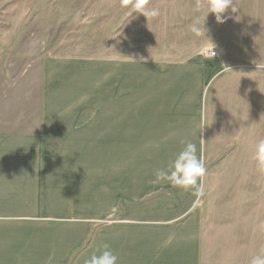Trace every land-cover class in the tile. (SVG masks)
Here are the masks:
<instances>
[{"label": "rangeland", "instance_id": "obj_1", "mask_svg": "<svg viewBox=\"0 0 264 264\" xmlns=\"http://www.w3.org/2000/svg\"><path fill=\"white\" fill-rule=\"evenodd\" d=\"M133 4L0 0V132L40 129V72L46 56L91 62L96 97L95 104H77L76 117L91 122L75 125L83 133L64 145V169L47 166L37 176L48 186L44 203L32 198L33 204L10 205L12 211L0 205V212L14 213L0 214V264H84L103 243L111 245L118 264H250L264 251V169L254 159L255 145L264 139V119L256 117V126L250 123L242 133L208 125L202 154L205 196L197 201L191 189L164 186L169 182L154 174L183 147L182 140L199 150L194 117L169 119L168 105L174 110L185 104H164L160 119L159 109L153 112L150 104L153 70L136 66L164 69L205 47L218 50L215 58H246L238 61L245 66L247 60L264 59V0H233L237 11L229 7L222 23L209 12L200 34L192 27L203 21L210 0H149L145 8L158 9L155 17ZM121 63L127 64L126 73L122 67L119 74ZM119 82L132 88L129 92L138 86L139 101L136 90L127 104H107L118 98ZM72 117L68 112L57 116L40 148L51 154ZM69 197L73 205L67 204ZM167 218L157 223L159 231L151 222Z\"/></svg>", "mask_w": 264, "mask_h": 264}, {"label": "crops", "instance_id": "obj_2", "mask_svg": "<svg viewBox=\"0 0 264 264\" xmlns=\"http://www.w3.org/2000/svg\"><path fill=\"white\" fill-rule=\"evenodd\" d=\"M245 59L220 58L219 56L215 58L201 50L200 54H194L183 62L169 64L164 69L149 63L129 65L152 68V79L148 86V90H152L150 104H152L153 112L159 109L160 119L164 116L161 113V110H165L164 104H185L184 109L175 106L174 110L168 105L166 116L169 119L173 116L194 117L199 147L203 139L205 149L208 125L219 123L226 126L224 129L226 132L232 131L235 127L239 133H242L250 123L256 126V117L264 119V64H260V61L264 62V59L254 58L251 62L247 60L249 63L247 66L238 62L245 61ZM126 66L125 63L120 64L119 74L122 67L126 73ZM181 67L184 68L183 73ZM92 76H95V71L91 74V62L78 56L52 55L42 60L39 104H43L44 116L40 129L35 134L0 132V205L12 211L10 205L33 204L34 202L41 205L44 203L48 186L42 184L37 176L41 172L45 174L47 166L64 169L65 164L60 160L64 145L68 139L83 133L74 129L75 125L81 123L88 126L90 124L91 120L83 122V118L76 117V113L79 111L77 104H95L94 87H91ZM129 89L132 88L122 86L119 82L115 90L118 98L109 100L107 104H119L121 100L127 104L129 94L136 90L138 102L139 87L137 86V89L134 88L135 90L130 92ZM110 92L112 90L108 91ZM187 104H192L194 112L193 109L189 112ZM64 112L70 113L73 116L72 120L65 129V135L56 139L53 150L49 154L47 149L40 148L39 143L48 125L55 122L58 119L57 116ZM88 129L89 127L84 132ZM59 141L63 144L57 148L56 143ZM198 155L201 153L198 152ZM39 162H44L43 166L39 165ZM169 184L170 182L162 185ZM25 196L30 197V200L26 201ZM32 198L34 202H31ZM154 202L159 201L151 203ZM67 204H74L71 197L68 198ZM182 211L177 215H180ZM0 214L12 215L14 213L0 212ZM169 218L151 222L158 227L157 231H159L161 227L157 223H164L170 220ZM178 222L175 225L179 229ZM192 236L197 237L195 234Z\"/></svg>", "mask_w": 264, "mask_h": 264}, {"label": "clouds", "instance_id": "obj_3", "mask_svg": "<svg viewBox=\"0 0 264 264\" xmlns=\"http://www.w3.org/2000/svg\"><path fill=\"white\" fill-rule=\"evenodd\" d=\"M149 0H134L133 7L139 12L143 13L146 17H155L159 14L158 9H146ZM127 4L128 0H124ZM231 7L233 12H236V8L233 6V0H210L208 11L203 18V21L199 19L192 27V31L200 34L205 30V21L209 12L214 13L217 22H224L222 14ZM210 49L209 51H211ZM212 52V51H211ZM181 144L183 147L174 154L170 162L163 168L155 170V176L158 180H166L173 186L180 187L184 190L191 189L193 195L197 198L205 196V188L203 183V177L206 174V167L202 158L204 151L203 139H201L198 155V148L196 143L191 140H182ZM254 159L257 161L258 167L264 169V139H260L255 145ZM195 205V202H194ZM119 257L113 250L110 244L103 243L98 246L85 259L84 264H118ZM250 264H264V251L254 255L251 259Z\"/></svg>", "mask_w": 264, "mask_h": 264}, {"label": "built area", "instance_id": "obj_4", "mask_svg": "<svg viewBox=\"0 0 264 264\" xmlns=\"http://www.w3.org/2000/svg\"><path fill=\"white\" fill-rule=\"evenodd\" d=\"M210 49H212L211 51H209ZM202 52L211 56V57H216L218 55V50L212 47H205L202 49Z\"/></svg>", "mask_w": 264, "mask_h": 264}]
</instances>
